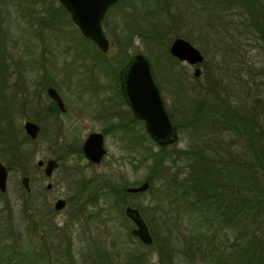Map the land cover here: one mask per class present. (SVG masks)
Here are the masks:
<instances>
[{"label":"rangeland","instance_id":"obj_1","mask_svg":"<svg viewBox=\"0 0 264 264\" xmlns=\"http://www.w3.org/2000/svg\"><path fill=\"white\" fill-rule=\"evenodd\" d=\"M231 1L145 0L146 4L141 8L143 15L133 21V4L140 1L122 0L110 7L103 20L110 48L102 57L92 44L81 39L80 31L71 24L69 16L63 14L59 0H0V50L7 47L8 54L16 56L15 62L19 63L8 86L0 73V112L5 115L8 112L15 119V125L22 130L20 139L23 135L28 136L24 130L25 122L34 121L41 126L36 139L28 136L30 142L22 143L20 161L14 162L8 170L7 191L0 192V262L10 260L12 249H15L21 263L31 264L35 253L42 249L41 253L45 252L52 264H96V249L99 247L106 250L112 264L124 263L136 250L148 256L149 264H171L162 262L157 250L143 245L132 234L136 226L125 215V209L128 206L148 209L151 225L160 235V240L169 230L173 237L171 247L182 250L183 242L179 236L188 235L191 220L186 215L178 218L176 212H172L168 226L162 225L163 219H159L151 208L159 202V188L167 185L177 169L167 171L160 180L152 183L153 186L149 183L146 192L126 191L125 202L119 201L118 206H115L118 196L103 190L110 183L117 190L122 183L128 184L125 189L138 187L147 181L152 171V161L137 160L130 145L135 138H142L147 132L144 124L139 122L141 120H132L121 99L119 72L124 65L121 62L138 53L147 57L165 108L180 124L183 123L181 110L188 105L187 98L196 97V90L198 93L206 92L207 70L218 80L217 88L210 92L215 91L244 107L259 105L257 111L264 122V45L255 36L245 34L243 10L226 6ZM261 2L264 4V0ZM157 3L163 9L161 14L165 24L171 28L175 26L173 34L178 33L191 42L209 62L207 67L201 66L200 77L194 76V66L175 59L172 63V59L161 56L164 51L154 49L141 34L134 37L127 55L123 53L127 60L118 53L114 43L115 32L119 27L126 29L133 22L136 30L149 34L152 24L159 22L155 15L147 12L155 10ZM34 53L37 93L33 109L30 102L34 88ZM40 58L44 59L42 64L47 62L46 69ZM21 65L25 66L23 78L18 73ZM166 65L172 66L179 75L178 80L170 78ZM13 67L15 65L10 68ZM10 83L12 88L20 91L3 94V89H10ZM182 85L188 91L184 92ZM50 86L61 95L65 112H54L51 106L48 107L51 99L46 90ZM193 87L195 92L191 90ZM119 123H124L125 127L116 128ZM93 132L103 133L105 137L107 154L99 164L89 163L83 151V154L73 152L82 149L85 139ZM178 133V142L171 146L188 148L192 142L190 131L183 129ZM145 143L148 156L152 149L158 150V146L150 141ZM7 153L6 143L0 142V162L5 167L9 159ZM49 159H56L59 166L51 177H46L44 166L38 167L37 162ZM182 164L179 160L177 165L180 167ZM24 176L30 179L29 192L21 185ZM48 183L52 184L50 190L46 189ZM87 184L91 185L90 189H83ZM22 189L29 193L32 204H28L29 211L23 209ZM89 192L97 193L93 203L87 202ZM59 198L86 199L81 201V205L77 203L83 214L75 213L76 204L70 201L64 210L55 211L54 204ZM162 199L164 209L174 206L170 196ZM173 256V264H212L199 259L192 263L183 252L173 253Z\"/></svg>","mask_w":264,"mask_h":264},{"label":"trees","instance_id":"obj_2","mask_svg":"<svg viewBox=\"0 0 264 264\" xmlns=\"http://www.w3.org/2000/svg\"><path fill=\"white\" fill-rule=\"evenodd\" d=\"M139 1V4H133L135 11L132 15L133 21L143 15L141 8L146 3L145 0ZM261 1L233 0L226 6H235L243 10L242 23L245 34L255 36L264 45V4ZM156 5L155 10H148L147 13L155 15L159 24L153 23L149 34L140 33L135 29L136 24L133 22L126 29L119 27L115 32L114 43L121 57L124 54L127 55L129 48L133 46L134 37L141 34L140 36L147 40L154 49L156 48L157 51L162 49L164 54L160 55L172 59L173 63L175 58L170 55L169 47L172 41L180 36L178 33L173 34L175 26L171 28V25L165 24L161 14L163 9L159 3ZM61 8L63 14L69 16L71 24L79 30L65 7L61 5ZM81 39L92 44L96 52L103 57L104 54L92 41L83 35ZM126 55L122 58L127 60ZM123 61L121 65L127 62ZM208 63L205 59L203 66L207 67ZM166 66L170 78L174 81L178 80L179 75L172 69V66ZM262 71L264 74V70ZM215 77L212 72L206 71L205 93L202 91L198 93L195 87L191 88L193 92L196 90L194 94L196 97L187 98L188 105L181 110L182 124L176 122L172 113L169 114L178 132L183 129L190 131L192 142L187 146L188 148L157 145L146 133L144 137L135 138L130 142L137 160L147 163L152 161V171L147 179L150 186L160 180L167 171L177 169L167 185L159 188V202L151 208L159 219H163L162 225L168 226L172 212H176L175 215L178 218L186 215L191 220L188 235L179 236L183 242L182 250H175L171 247L173 237L169 230L160 240V235L151 225L152 217L148 216V209L143 207L138 209L153 235L154 242L150 248L157 250L162 262L173 264V253L183 252L192 263H196L199 259L202 262L208 260L212 264H264V122L257 111V107L260 108V106L244 107L220 96L215 91L210 92L217 88L218 80ZM181 87L184 92L188 91L184 85ZM51 105L54 112L59 111L55 104ZM134 120L139 121L136 118ZM14 122L15 119L11 118L8 112L6 115L0 112V142L1 144L6 143L8 150L6 157L9 155L6 162L7 170H10L14 162L20 161V148L24 145L22 143L31 140L26 135L19 138L22 130ZM123 127H125L124 123L116 125V128ZM224 135L231 136V138L224 137ZM145 141L158 146V150L152 149L148 156L149 151L145 147ZM73 152L81 154L82 149L73 150ZM179 160L183 162L180 167L177 165ZM90 186L87 184L83 189L88 190ZM127 186V183H122L120 189L117 190L113 183H110L108 187H103V190L118 196L115 200V206H118L119 201L125 202ZM22 192L23 209L28 210V204L32 205L29 201V193L23 189ZM166 195L172 198L171 203L174 206L164 209L162 198ZM94 197L95 192H89L86 197L87 202L93 203ZM1 240L2 237H0V242ZM41 251L42 249H39L35 253L33 263L30 261L31 264H52L49 262V256L45 252L42 254ZM138 251H132L129 258L119 264H149L148 256ZM17 252L12 249L13 254L9 256L10 260L1 261L0 264H24L21 263L19 252ZM66 256L70 261L68 255ZM108 256L105 249L98 247L95 256L96 264L101 262L112 264V261L109 263Z\"/></svg>","mask_w":264,"mask_h":264},{"label":"water","instance_id":"obj_3","mask_svg":"<svg viewBox=\"0 0 264 264\" xmlns=\"http://www.w3.org/2000/svg\"><path fill=\"white\" fill-rule=\"evenodd\" d=\"M120 0H59L69 12L73 23L80 33L91 40L102 52H107L110 47L109 40L103 30L102 21L107 11ZM172 57L191 66L197 65L195 77L202 74L201 67L205 61L203 53L183 37H176L169 48ZM120 89L125 102L131 108L136 119L145 123V129L152 140L160 146L174 145L179 140L177 127L172 122L161 97L159 86L154 78L150 61L142 53L134 55L129 63L120 71ZM48 95L56 102L61 111H65L64 102L56 89L50 88ZM25 133L36 139L40 134V125L34 121L24 124ZM82 151L91 164H99L107 154L104 135L100 132L90 133L82 145ZM38 167L44 166L46 176H51L58 168L56 159L46 162L39 160ZM8 171L0 162V192L7 191ZM23 188L30 190V179L24 176L21 180ZM50 188V185L47 186ZM149 182L145 181L138 187L127 188L128 193L146 192ZM65 201L59 200L55 204L56 210H61ZM125 215L136 226L131 232L141 243L147 247L153 245L150 229L143 219L138 208L126 207Z\"/></svg>","mask_w":264,"mask_h":264},{"label":"flooded vegetation","instance_id":"obj_4","mask_svg":"<svg viewBox=\"0 0 264 264\" xmlns=\"http://www.w3.org/2000/svg\"><path fill=\"white\" fill-rule=\"evenodd\" d=\"M4 41L6 42V37L4 36ZM17 44H18V41H17V43H16V45L15 46H17ZM97 47V46H96ZM98 48V47H97ZM99 49V48H98ZM100 50V49H99ZM102 53H106V52H102ZM15 58H16V56H13V54L11 53V54H8V51H7V47H5V46H3L2 47V49L0 50V73H1V76H3V79H5V82H6V85L8 86V82H10L9 80L15 75V71H14V69H16L17 70V68H16V66L19 64L18 62H15ZM41 59V65L46 69L47 68V62L45 61V63L44 64H42L43 63V58H40ZM131 60V58L121 67V69L123 68V67H125L128 63H129V61ZM184 63V62H183ZM15 65V67H13V68H10V67H12V66H14ZM40 65V66H41ZM195 68L197 67L196 65L194 66ZM121 69H120V71H121ZM25 70V66H22L21 65V67L19 66L18 67V73H19V75H20V78L22 77L23 78V71ZM32 73H33V93H32V101L30 102V105L33 107V109H34V103H35V96H36V93H35V53H34V55H33V59H32ZM10 89L8 88V87H6L5 89H3L4 91H2V93L3 94H7V92H12V93H15V92H18V91H20V90H18V89H14V88H12V83H10ZM24 86V85H23ZM50 88H54V87H48L47 88V95H48V90L50 89ZM54 89H56V88H54ZM24 90V89H23ZM57 90V89H56ZM119 90H120V94H121V96H122V93H121V89H120V72H119ZM57 92H58V90H57ZM59 93V92H58ZM40 94V93H39ZM60 95V94H59ZM61 96V95H60ZM41 96L40 95H38V98H40ZM48 97L51 99V104H55L56 106H57V104H56V102L48 95ZM62 98V97H61ZM122 99H123V101H124V103H125V105H126V107H127V113L129 114V115H131L132 116V120H134V118H136L135 117V115L133 114V112H132V110H131V108L129 107V105L125 102V100H124V98H123V96H122ZM63 100V99H62ZM64 102V101H63ZM36 104V103H35ZM49 105L48 107H50V106H52V105ZM26 107L27 106H29V105H25ZM64 106H65V104H64ZM57 108H58V106H57ZM58 110L59 111H61L59 108H58ZM65 111H66V107H65ZM65 111H61V112H65ZM37 123V122H36ZM141 123H143L144 124V126H145V123L143 122V121H141ZM38 124V123H37ZM40 125V124H39ZM40 128H41V126H40ZM40 133H41V130H40ZM103 134V133H102ZM104 135V134H103ZM104 139H105V137H104ZM57 170V169H56ZM8 171V170H7ZM54 173V172H53ZM53 173H52V175H53ZM9 174V173H8ZM44 174H45V172H44ZM51 175V176H52ZM45 176H46V174H45ZM51 176H46V177H51ZM28 177V176H27ZM8 181V180H7ZM22 185V184H21ZM48 185H50V188H47V186ZM47 186H46V189L47 190H50L51 188H52V184L51 183H48L47 184ZM23 187V186H22ZM30 190H31V187H30ZM29 190V191H30ZM28 191V192H29ZM95 192H97V190L95 189ZM2 193V192H1ZM91 195H94L93 193H91ZM97 195V193H95V196ZM59 200H63V201H65V206H64V208L63 209H61V210H56L55 209V204L59 201ZM86 201V199H74V200H71V199H64V198H59V199H57L56 200V202H55V204H54V209H55V211H62V210H64L65 208H66V206H67V202H71L72 204L73 203H75L76 205H74L75 206V209H74V212L75 213H78V211L80 212V213H82L83 214V209H82V207H80V209H79V206H78V202H80V205H81V201ZM37 212H38V210H37ZM38 225V224H37Z\"/></svg>","mask_w":264,"mask_h":264}]
</instances>
